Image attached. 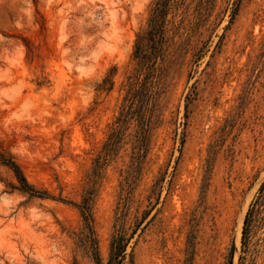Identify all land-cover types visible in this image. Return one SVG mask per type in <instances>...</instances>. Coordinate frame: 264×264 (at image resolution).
Wrapping results in <instances>:
<instances>
[{
  "label": "rangeland",
  "instance_id": "obj_1",
  "mask_svg": "<svg viewBox=\"0 0 264 264\" xmlns=\"http://www.w3.org/2000/svg\"><path fill=\"white\" fill-rule=\"evenodd\" d=\"M156 1L0 0V264H96L89 191L104 263L264 264V0H176L146 68Z\"/></svg>",
  "mask_w": 264,
  "mask_h": 264
},
{
  "label": "trees",
  "instance_id": "obj_2",
  "mask_svg": "<svg viewBox=\"0 0 264 264\" xmlns=\"http://www.w3.org/2000/svg\"><path fill=\"white\" fill-rule=\"evenodd\" d=\"M176 0H157L156 6L153 10L152 17L149 20V29L146 31V34L142 37L143 41L137 43L135 56L140 59V62L146 67L150 68L153 64V60L159 55L161 49V44L164 41V29L166 23V15L171 6L174 5ZM141 39V40H142ZM142 104L134 109L132 106L123 111L121 115L117 118V126L113 128V131L109 135V140L105 144L106 150L103 158H106L107 155L114 149L115 145L120 139V134L122 131V126L125 124L132 116L136 115L138 119V132H137V155L135 162L140 163L141 158L143 157V152L146 148V137L148 131V122L143 116L142 113ZM1 163L8 165L15 174V177L19 181L20 185L29 190L36 192L32 185H30L25 176L23 175L19 166L13 160H1ZM138 166V165H137ZM260 196L257 197V201L260 200L264 194V180L260 185ZM155 189H153L154 192ZM41 193V192H40ZM91 191L88 192V195L84 197L83 203L79 205V209L86 221L87 231L85 233V241L90 248L96 264H133V254L132 251H127L128 244L131 238L134 236L136 229H133L132 232H128L122 225L117 228L112 234L109 240V254L107 261L104 263L97 250V240L93 232L91 225V213H90V200H91Z\"/></svg>",
  "mask_w": 264,
  "mask_h": 264
}]
</instances>
